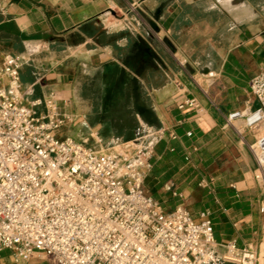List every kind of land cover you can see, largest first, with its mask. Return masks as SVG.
<instances>
[{
  "label": "crops",
  "instance_id": "1",
  "mask_svg": "<svg viewBox=\"0 0 264 264\" xmlns=\"http://www.w3.org/2000/svg\"><path fill=\"white\" fill-rule=\"evenodd\" d=\"M5 53L26 58L19 90L27 99L84 74L129 75L152 111L151 121L135 113L138 126L160 131L151 139L147 192L164 210L182 205L196 220L210 211L217 245L209 264H232L219 260L228 240L262 248L264 188L249 149L258 130L226 116L258 106L249 80L264 70V0H0ZM191 97L197 107L177 106ZM0 264L52 262L3 248Z\"/></svg>",
  "mask_w": 264,
  "mask_h": 264
},
{
  "label": "built area",
  "instance_id": "2",
  "mask_svg": "<svg viewBox=\"0 0 264 264\" xmlns=\"http://www.w3.org/2000/svg\"><path fill=\"white\" fill-rule=\"evenodd\" d=\"M25 61L21 54L0 56V250L22 259L39 252L52 264L212 262L210 211L196 220L182 205L164 210L144 187L153 153L147 137L160 131L136 132L107 148L59 136L72 121L60 106L66 98L55 91L25 98L19 90ZM249 92L258 106L226 119L258 130L249 149L253 177L264 188V70L250 78ZM177 106L198 103L191 97ZM220 246L222 263L264 264V242L258 250L234 240Z\"/></svg>",
  "mask_w": 264,
  "mask_h": 264
},
{
  "label": "rangeland",
  "instance_id": "3",
  "mask_svg": "<svg viewBox=\"0 0 264 264\" xmlns=\"http://www.w3.org/2000/svg\"><path fill=\"white\" fill-rule=\"evenodd\" d=\"M80 76L64 84V89L54 90L57 97L66 98V103H61L60 106L72 117L71 122H67L60 128L59 136L71 134L79 141H85L88 146L107 148L113 143L132 139L136 132H144L146 124L143 126L137 124L130 137H123L112 132L110 124L106 122L107 117L102 114L100 91L95 89V86L100 84L97 74ZM96 80L99 84H94ZM152 138V135L148 136L147 140Z\"/></svg>",
  "mask_w": 264,
  "mask_h": 264
},
{
  "label": "flooded vegetation",
  "instance_id": "4",
  "mask_svg": "<svg viewBox=\"0 0 264 264\" xmlns=\"http://www.w3.org/2000/svg\"><path fill=\"white\" fill-rule=\"evenodd\" d=\"M131 77L118 69L110 68L108 72L97 73V80L94 84L100 95L102 114L106 116V122L121 121L131 116V113L125 108L126 88ZM100 87V88H99ZM133 131V130H132Z\"/></svg>",
  "mask_w": 264,
  "mask_h": 264
},
{
  "label": "trees",
  "instance_id": "5",
  "mask_svg": "<svg viewBox=\"0 0 264 264\" xmlns=\"http://www.w3.org/2000/svg\"><path fill=\"white\" fill-rule=\"evenodd\" d=\"M143 62L149 64L150 59L146 58ZM127 80H129L125 93L127 100L124 106L131 113V116L121 121L110 122L113 132L123 137H130L133 128L136 127L135 113H139L146 121H151L152 117V111L148 107L143 92L139 89V84L132 78Z\"/></svg>",
  "mask_w": 264,
  "mask_h": 264
},
{
  "label": "water",
  "instance_id": "6",
  "mask_svg": "<svg viewBox=\"0 0 264 264\" xmlns=\"http://www.w3.org/2000/svg\"><path fill=\"white\" fill-rule=\"evenodd\" d=\"M148 23H149V25L152 27V29L154 30V31H158V27L155 25L156 23H155V21H153V20H148Z\"/></svg>",
  "mask_w": 264,
  "mask_h": 264
}]
</instances>
